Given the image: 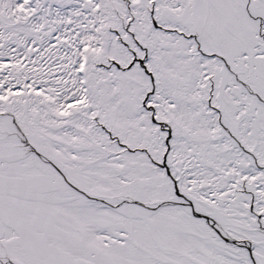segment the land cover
Listing matches in <instances>:
<instances>
[{"label": "snow or ice", "instance_id": "1", "mask_svg": "<svg viewBox=\"0 0 264 264\" xmlns=\"http://www.w3.org/2000/svg\"><path fill=\"white\" fill-rule=\"evenodd\" d=\"M0 264H264V0H0Z\"/></svg>", "mask_w": 264, "mask_h": 264}]
</instances>
